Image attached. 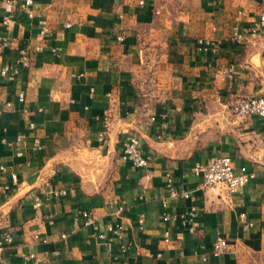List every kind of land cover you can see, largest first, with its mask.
Returning <instances> with one entry per match:
<instances>
[{"label": "crops", "instance_id": "1", "mask_svg": "<svg viewBox=\"0 0 264 264\" xmlns=\"http://www.w3.org/2000/svg\"><path fill=\"white\" fill-rule=\"evenodd\" d=\"M23 2L0 0V70L22 50L33 57L14 81L0 74V240L13 238L0 264H255L264 119L236 116L230 103L264 94V34H252L264 0H35L32 18ZM230 66L234 81L219 74ZM129 134L148 167L123 158ZM221 155L255 174L232 196L224 185L202 190L195 174ZM170 185L196 198V233L163 220L193 203ZM119 223L120 236L107 230ZM225 235L229 250L212 256Z\"/></svg>", "mask_w": 264, "mask_h": 264}, {"label": "built area", "instance_id": "2", "mask_svg": "<svg viewBox=\"0 0 264 264\" xmlns=\"http://www.w3.org/2000/svg\"><path fill=\"white\" fill-rule=\"evenodd\" d=\"M9 4L13 3V0H8ZM35 0H24L23 2V12L30 18L34 16L33 13V5ZM3 23L5 25H9L10 18L5 17ZM69 26V25H68ZM252 34H264V12H262L259 16V19L252 30ZM118 41L123 42V36H118ZM243 36H237V40L242 42ZM201 44L210 45L209 42L201 41ZM33 57L32 54L28 50H22L20 52L19 58L15 63H8L5 64L1 70L0 74L3 78L14 81L20 74L22 69L29 68L32 65ZM219 74L225 77L228 80L234 81L236 80V72L233 66H230L224 70H220ZM18 102L22 105L26 103V92L24 90H20L17 95ZM7 108H12L13 104L8 102L6 104ZM230 110L231 112L239 117H261L264 119V94L254 95V96H246V97H239L231 101L230 103ZM1 115V112H0ZM30 128H35L34 123H30ZM104 127L106 130L110 127V120L108 117L104 120ZM102 139H103V135ZM20 140V138H18ZM141 139L139 136L134 134L127 135L125 142H124V150H123V158L129 161L133 168H146L149 165V161L143 156L141 150ZM34 147L38 151L43 150V146L41 140L39 138L34 139ZM21 155V154H20ZM7 171V168L0 164V174ZM195 174L201 178V188L202 190H207L209 188L224 185L227 187L228 194L232 196L235 191L248 184L252 179L255 178L254 173H241L237 174L235 170V165L232 157L228 155H221L210 159L207 163L198 164L195 167ZM12 178L14 181L17 180V175L13 174ZM170 196L172 198H182L184 200L192 201V205L186 213L179 214V215H170L168 213L163 214V220L165 222L174 221L179 222L187 232L194 234L197 231L196 228V219L199 215V208L196 205V198L188 191L178 192L175 190L172 185L169 186ZM48 193H55L58 196H66L67 192L65 190L61 191H53L50 189ZM42 195H46V190H41ZM35 204L37 207L41 204V198L38 195L35 198ZM167 203H164V207H167ZM90 218L88 219L86 225H90L93 223L94 217L93 214H89ZM245 217V215H243ZM141 224L144 223V218L141 220ZM253 227L252 223H246L244 225L245 229H249ZM125 227L122 223L116 224L115 226H109L107 230L109 232H113L116 235L120 236L124 231ZM106 236L105 234H101L98 236L100 239H104ZM12 236L10 234H6L2 240H0V249H2L6 244L12 242ZM165 242H171V232H165ZM230 247L229 243V236H219L214 243V247L212 250V256L219 257L225 254ZM27 259H34L35 255H29L26 257ZM207 260V257L204 258ZM113 264H121L118 262H114ZM122 264H137V263H122Z\"/></svg>", "mask_w": 264, "mask_h": 264}, {"label": "rangeland", "instance_id": "3", "mask_svg": "<svg viewBox=\"0 0 264 264\" xmlns=\"http://www.w3.org/2000/svg\"><path fill=\"white\" fill-rule=\"evenodd\" d=\"M252 96H254V95H252ZM255 264H264V255H262V254L258 255L256 257Z\"/></svg>", "mask_w": 264, "mask_h": 264}]
</instances>
